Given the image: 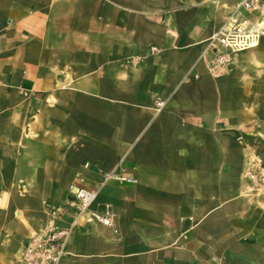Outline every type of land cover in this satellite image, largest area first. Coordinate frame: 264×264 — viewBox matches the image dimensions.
I'll list each match as a JSON object with an SVG mask.
<instances>
[{
	"label": "crops",
	"instance_id": "0c3cea01",
	"mask_svg": "<svg viewBox=\"0 0 264 264\" xmlns=\"http://www.w3.org/2000/svg\"><path fill=\"white\" fill-rule=\"evenodd\" d=\"M235 1L0 0V264L38 206L118 169L137 182L93 204L111 226L77 220L60 264H264V198H241L264 76L199 59Z\"/></svg>",
	"mask_w": 264,
	"mask_h": 264
},
{
	"label": "built area",
	"instance_id": "2783aa9c",
	"mask_svg": "<svg viewBox=\"0 0 264 264\" xmlns=\"http://www.w3.org/2000/svg\"><path fill=\"white\" fill-rule=\"evenodd\" d=\"M262 38H264V0H236L220 26L206 40L199 59L211 75L216 76L230 62L232 55L257 47ZM152 50L156 51L155 48ZM164 106L165 101L156 98L152 110L158 114ZM237 140L241 141V138L238 137ZM247 178L257 186L264 184V177L259 176L254 167L247 171ZM107 181L129 184L137 182L133 174L118 169L102 174L101 181L96 186L76 187L67 204L74 210L75 219L66 227L49 225L31 236L22 250L21 264H60L66 254L65 243L78 225L77 220H82L85 224L98 223L111 226L108 205H105L103 213L93 209L100 188Z\"/></svg>",
	"mask_w": 264,
	"mask_h": 264
},
{
	"label": "rangeland",
	"instance_id": "374dc122",
	"mask_svg": "<svg viewBox=\"0 0 264 264\" xmlns=\"http://www.w3.org/2000/svg\"><path fill=\"white\" fill-rule=\"evenodd\" d=\"M246 52H250V56L243 58V55ZM227 71H235L237 74H243L245 72H257L259 76H264V38L259 41V44L255 48H251L235 55H232L230 58V62L224 67L223 72ZM264 91L260 90L257 92L255 90V94L257 97L264 98ZM238 139V138H237ZM248 145H245L247 152L249 153L248 160L245 164L243 173H242V181L245 185V189L241 194L242 199L258 200L260 198H264V184L261 186H257L256 183L249 181L247 178V171L249 168H255L256 173L259 176L264 177V164L262 161L258 159L257 156L253 153L254 151L249 150L247 148ZM77 180V179H76ZM82 186L80 184L74 183V181L63 191L57 193L51 205L44 204L37 207V214L35 217V223L23 222V226L29 229V237L25 244L19 249L17 253L19 264H21V254L22 250L28 243L31 236L35 233L40 232L46 226L55 225L61 227L63 222L68 223V218H70V213L74 212V210L68 207V202L72 198V193L76 187ZM44 198V192L38 191V202ZM19 211V210H18ZM21 213V210L20 212ZM82 221V220H81ZM22 244V243H21Z\"/></svg>",
	"mask_w": 264,
	"mask_h": 264
}]
</instances>
